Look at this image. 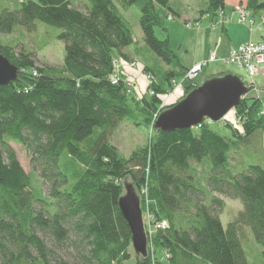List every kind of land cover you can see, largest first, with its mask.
Listing matches in <instances>:
<instances>
[{
    "label": "trees",
    "instance_id": "1",
    "mask_svg": "<svg viewBox=\"0 0 264 264\" xmlns=\"http://www.w3.org/2000/svg\"><path fill=\"white\" fill-rule=\"evenodd\" d=\"M116 1L84 0V9L72 0L0 6V34L15 27L30 32L41 22L57 30L65 50L61 67H39L32 53L16 52L13 43L0 40V54L18 68L15 81L0 85V264H122L131 257L135 264H248L241 245L247 227L264 256V166L248 164L234 172L230 163L240 145L264 137V98L249 95L253 85L246 84L247 94L232 108L236 124L221 121L234 140L221 136L208 119L188 129H157L154 115L172 106L161 107L160 96L171 93L177 80L183 89L179 100L198 85L185 77L188 69L168 33L164 39L155 35L161 27L157 7L174 12L169 0ZM225 1L206 0L200 14L217 16ZM236 5L252 13L264 10V0ZM132 6L139 9L145 44L171 66L142 68L153 94L140 99L130 95L124 74L111 81L113 51L129 60L124 50L134 43L119 8ZM120 120L150 134L127 157L110 140ZM10 141L27 150L40 183L24 171ZM63 155L72 164L67 172ZM194 164L206 167L202 176ZM126 184L136 194L145 190L142 216L147 211L152 225L165 224L147 241L146 256L133 252L118 206ZM223 197L242 204L226 227L218 216Z\"/></svg>",
    "mask_w": 264,
    "mask_h": 264
},
{
    "label": "rangeland",
    "instance_id": "2",
    "mask_svg": "<svg viewBox=\"0 0 264 264\" xmlns=\"http://www.w3.org/2000/svg\"><path fill=\"white\" fill-rule=\"evenodd\" d=\"M8 1L15 0H0V6L8 5ZM72 1L79 9L85 8L84 0ZM227 1L229 2L230 0ZM114 2L118 4L116 0H114ZM10 3L12 4V2ZM169 5L174 11V14L164 8L157 7V11L160 15L161 27L155 29V35L159 39H164L166 37V32L168 33L171 47L175 51L179 63L184 68L190 70L195 63L202 64V68L194 78V82L198 86L210 79L211 76H234L245 85L253 83V89L248 92L249 95L264 98V71L250 78L247 72L237 64L222 61V59L228 56L230 41L237 42L242 40L246 42L250 40L249 31L260 24L264 28V21L259 20L258 15L255 16L256 21L252 26H249L248 17L246 23H238V13L227 6L224 9V19L222 21H224L226 29L229 28V25H234V27L230 26L231 28H229L231 34V39L229 40L227 33L223 31L220 26L221 14L213 18V22L216 21L214 29H211L210 23H212V21L209 17L196 19L199 17L198 11L205 8L206 0H169ZM119 12L129 24L134 43L125 48L129 60H125L123 57L119 56L116 50L113 51L117 63L115 73H122L126 76L131 89L130 95H134L137 99H140L141 96L145 95L147 92L149 95L147 86L148 80L150 79L142 72L143 66L146 65L151 67L155 71L168 70L171 66L164 63L145 44L139 26V9L136 6H132L127 9L119 8ZM168 14L174 17L168 19ZM258 14L264 15V10H260ZM249 15H252V12L247 11V16ZM188 23L192 25L191 28L186 27L185 24ZM199 28L200 30H196ZM208 28L210 30L209 32L212 33L210 39L204 35V32L206 33V29ZM199 31H201V34ZM56 33L57 30L55 28L37 22L36 28L33 31L29 32L22 28L15 27L9 34H0V40L13 43L16 52L27 50L32 53V58L36 66L59 68L63 64L65 50L63 42L55 37ZM259 34L260 33L257 32L254 34V37L259 36ZM236 45L237 43L234 46ZM211 56H213L215 60H210ZM156 79L163 87L166 88L168 86L166 81L161 80L160 74L157 75ZM179 85L177 80L171 93L160 96L162 101L161 107H168L176 103L183 96V89L180 88ZM148 95L146 94L147 97ZM223 120H228L234 125L236 124L232 109H230L220 121L211 123L212 128L221 136L234 140L235 138L231 130L225 128L221 124ZM149 136V130L144 126L135 125L127 120H120L117 123V127L112 132L110 140L120 154L127 157L136 147L146 144ZM9 144L14 149L24 171L31 174L34 180L40 183V179L36 172L32 170L27 150L22 145L13 141H10ZM230 157L231 168L234 172L240 171L248 164H260L264 166V137L257 136L250 141L249 144L240 145L239 149L233 152ZM60 161L65 172L69 171L66 166H72L70 159L63 155ZM194 167L199 176H202L206 170L204 165L194 164ZM143 190L144 189H139L137 192L141 201L142 198L145 199V193H142ZM223 200L224 208L218 216L222 225L226 227L228 222L235 219L238 211L242 208V204L238 199L223 197ZM148 215L149 213L145 211L143 222H146V225L149 224L147 223V219H149ZM241 245L248 264H264L263 249L254 240L248 227L244 229V237L241 238ZM122 264L135 263L133 257H131Z\"/></svg>",
    "mask_w": 264,
    "mask_h": 264
},
{
    "label": "water",
    "instance_id": "3",
    "mask_svg": "<svg viewBox=\"0 0 264 264\" xmlns=\"http://www.w3.org/2000/svg\"><path fill=\"white\" fill-rule=\"evenodd\" d=\"M17 74L18 68L0 54V85L12 83ZM247 92L248 87L234 76L210 78L163 110L154 125L166 132L194 127L204 119L218 122ZM124 191L118 206L130 229L132 250L146 256L147 237L139 197L130 184L124 186Z\"/></svg>",
    "mask_w": 264,
    "mask_h": 264
},
{
    "label": "built area",
    "instance_id": "4",
    "mask_svg": "<svg viewBox=\"0 0 264 264\" xmlns=\"http://www.w3.org/2000/svg\"><path fill=\"white\" fill-rule=\"evenodd\" d=\"M234 11L238 13V23H246L247 22V10L244 6L236 5L232 8ZM221 14V21L220 23H223L222 21L224 19V12H220ZM174 16L168 14L167 18L172 19ZM187 28H191V24H185ZM216 21L211 23V28H215ZM249 25H252V21H249ZM210 60H215L213 56L210 57ZM223 62H229V63H235L239 67L243 68L247 75L252 78L255 75L259 74L261 71L262 66L264 65V43H258L253 41H246L243 43L238 44L235 47H232L229 51V54L226 58L222 59ZM117 68V63L114 67V73L111 75V81L112 83H116L117 81V73H115V70ZM202 68V64L198 63L194 65L188 72L186 73V78L194 80L196 77L198 71ZM149 79V77H148ZM252 84L253 83H249ZM253 89V88H252ZM149 94L152 95L153 91H149ZM247 94V93H246ZM245 94V95H246ZM244 95V96H245ZM243 96V97H244ZM264 113V107L261 110V114ZM156 119V114L154 115ZM142 193H145V190H143ZM149 218V216H148ZM149 224L144 226L145 234L147 237V241H150V238L152 237L153 233L159 229L164 227V222H160L158 224L152 225L147 219Z\"/></svg>",
    "mask_w": 264,
    "mask_h": 264
},
{
    "label": "crops",
    "instance_id": "5",
    "mask_svg": "<svg viewBox=\"0 0 264 264\" xmlns=\"http://www.w3.org/2000/svg\"><path fill=\"white\" fill-rule=\"evenodd\" d=\"M238 1H241V0H231V1H225V5H226V7L227 6H229L230 8H233V6H234V3H236V2H238ZM200 11V10H199ZM198 11V14H199V17L198 18H196V19H201V18H205V17H207V16H202L201 14H200V12ZM171 13H173L174 14V12H171ZM259 13V11L258 12H256V13H252V15H249V16H247L248 18H249V21H252V25H254L255 24V21H256V15H258L259 16V20H261V21H264L263 19H264V15L263 14H258ZM210 18V17H209ZM213 18L214 17H212V18H210L211 19V21L213 22ZM211 24V23H210ZM221 25V28H222V30L223 31H225L226 33H227V35H228V37H229V40L231 39V34H230V31H229V28H231L232 26L234 27V25H229V28L228 29H226V27H225V23L223 22V23H220ZM252 25H249V26H252ZM231 26V27H230ZM211 29H214V28H211ZM196 30H200V28L199 29H196ZM207 31H206V33L204 32V35L205 36H207V38H211V36H212V33L211 32H209L210 30H209V28L208 29H206ZM200 32V34H201V31H199ZM257 32H259L260 34H259V36H257V37H254V34H256ZM249 33H250V36H249V38H250V40H248V41H253V42H258V43H264L263 42V39H264V28L262 27V25L260 24V25H258L257 27H255L253 30H251V31H249ZM237 43V45L238 44H240V43H243V41L241 40V41H237V42H232V41H230L229 42V50H228V54H229V51H230V49L235 45ZM236 45V46H237ZM235 47V46H234ZM124 52L126 53V50H124ZM196 64H198V63H195L194 65H196ZM193 65V66H194ZM145 66V65H144ZM143 66V67H144ZM192 66V67H193ZM191 67V68H192ZM190 68V69H191ZM262 71H264V67L262 66V68H261V71H260V73L262 72ZM180 86V85H179ZM179 86H177V87H179ZM180 88H181V86H180ZM177 89V88H176ZM175 89V90H176ZM177 91V90H176Z\"/></svg>",
    "mask_w": 264,
    "mask_h": 264
}]
</instances>
